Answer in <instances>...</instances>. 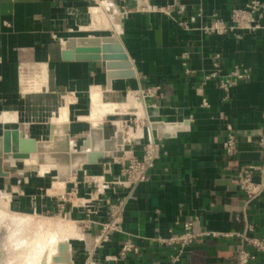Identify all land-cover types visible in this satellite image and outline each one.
I'll use <instances>...</instances> for the list:
<instances>
[{
	"label": "crops",
	"instance_id": "crops-1",
	"mask_svg": "<svg viewBox=\"0 0 264 264\" xmlns=\"http://www.w3.org/2000/svg\"><path fill=\"white\" fill-rule=\"evenodd\" d=\"M91 1L96 3V0H0V126L21 130V123L30 124L34 118L35 125L47 127L46 121L51 117L48 138L43 137L47 134L43 131L30 138L50 140L53 125L58 134L66 133L65 127H69L74 144H83L92 127L86 120L90 96L99 87L106 103L126 104L133 94L144 103L152 122L188 123L189 127L178 130L173 137H159L152 130L154 139H140L131 146L129 154L122 149L106 154L96 165L85 166L74 179H69L58 196L50 194L58 180L55 173L44 177L30 175L28 185L13 181L12 193L21 196H14L19 199L18 210L60 212V216L77 222L82 237L71 241V250L72 246L75 248L71 254L73 264H90L92 260L95 264H169L177 249L160 240L182 235L185 225L190 223L195 232L211 234L187 245L179 264H235L240 240L227 234L245 232L251 226V236L264 239V193L248 203L238 182L242 168L264 166V153L258 145L259 136L264 133V16L260 20L261 29L255 33L208 35L199 29L209 25L213 15L230 24L232 11L253 0H201L202 17L186 0H145L153 7H165L176 1L186 4L183 15L175 12L171 17L138 11L144 0H118L121 14L118 37L136 77L113 80L109 87L104 62L62 60L65 41L70 37L105 36L90 31L116 34L111 27L109 30L103 25V28L100 19L97 22L93 19L94 26H88L85 8ZM174 19L188 22L189 29L180 27ZM186 54L189 58L184 66ZM216 55L221 57L222 74L236 67L250 71V79L233 87L228 96L217 81L204 80L213 71ZM28 65L46 71L41 69L40 75L24 83L21 77ZM187 68L190 74L186 73ZM154 88H159L158 92L148 95V90ZM70 99L72 102L64 110L66 122L59 123L60 110ZM203 99L207 100V107ZM132 110L137 109L122 108L126 113ZM105 122L103 126L110 137L115 132L112 129L108 134ZM228 126L233 127L237 137V151L232 156L223 149ZM151 140L162 146L161 156L146 182L134 189L117 184L95 195L98 189L87 185L86 176L102 177L107 184L123 181L126 162L122 160L142 159ZM116 154L117 160L104 161ZM7 179H12V175L0 177V185ZM255 181H261L259 171H255ZM32 183L36 184L33 188ZM122 199L127 200L122 216L123 233L111 234L108 242L98 246L102 225L110 220L109 205ZM78 201L83 205L77 206ZM126 242L136 245L139 252L116 261L106 260L116 256ZM249 249L257 255L250 264H264V254Z\"/></svg>",
	"mask_w": 264,
	"mask_h": 264
},
{
	"label": "built area",
	"instance_id": "built-area-1",
	"mask_svg": "<svg viewBox=\"0 0 264 264\" xmlns=\"http://www.w3.org/2000/svg\"><path fill=\"white\" fill-rule=\"evenodd\" d=\"M191 3L198 10V17H202L203 8L201 5V0H186ZM143 2L142 9L138 11L142 12H159L167 16H172L175 12L179 15H183L186 11V4L176 1L172 5H167L165 7H153L147 3ZM264 16V1L263 0H253L247 4L244 8H235L232 11L231 23L227 24L213 15L212 21L209 25L200 27V31L208 35H226L234 34L238 32L243 33H255L261 29L260 20ZM192 22H195V18H191ZM180 27L184 29H189V24L186 21L174 19ZM189 56L186 54L184 56V66H187V60ZM221 57L216 55L213 59V71L205 76L204 80L217 81L219 88L228 96L230 90L237 86L239 83L250 79V71L246 68L236 67L227 74L221 73ZM186 73L190 74L191 71L187 68ZM159 88H154L148 90L147 94L154 96L158 92ZM205 107L208 106L206 99L202 101ZM126 130V128H125ZM229 133L227 134L226 141L223 144V149L228 156H232L237 151V137L233 133V127L228 126ZM258 145L264 153V133L259 136ZM161 145L156 141H149L145 146L144 156L142 159L136 157H129L126 160H122L123 163L126 162L122 173L124 176L123 181H114L108 183L104 188H110L117 184L126 185L129 189H134L138 184L146 182L148 180V173L151 169L155 167L157 160L161 156ZM255 171H259L261 174V181H255ZM94 184H97L96 177L91 178ZM238 182L241 190L245 193L247 197V202L250 203L256 200L258 197L264 193V166L263 167H247L242 168L239 171ZM98 189V184L95 186ZM104 190V189H103ZM126 199H122L116 203L109 205V217L110 220L102 225L101 234L98 237L97 245L101 246L102 243H106L110 239L111 234L123 233V221L122 216L126 206ZM253 228L250 226L245 232H234L229 233L226 236L231 238H237L240 240L238 245L236 262L235 264H250L252 261L256 260L257 255L254 254L249 248H252L256 252L264 254V239L251 236ZM211 233H197L193 229V224L185 225V232L177 237L171 238L169 240H160L161 243L166 244L177 249V255L171 257L169 264H179L182 259L183 249L191 244L194 240L202 235H210ZM216 235V234H213ZM139 249L131 242H126L121 247L119 253L116 256L107 257L106 260H119L125 258L127 255L134 253L137 254Z\"/></svg>",
	"mask_w": 264,
	"mask_h": 264
},
{
	"label": "water",
	"instance_id": "water-1",
	"mask_svg": "<svg viewBox=\"0 0 264 264\" xmlns=\"http://www.w3.org/2000/svg\"><path fill=\"white\" fill-rule=\"evenodd\" d=\"M64 62H104L107 70L109 87L113 80L132 79L136 71L126 49L119 38L109 36L70 37L65 41L62 51ZM189 124L152 122V130L159 137H173L181 129H188ZM90 151H73L74 141L70 135H55L50 140H37L26 137L20 129H4L0 134V177H9L4 170L6 157L16 161L36 158V163L28 165H54L57 179L67 182L85 166L96 165L106 154L115 153L124 144V134L116 129L114 135L107 137L104 126L91 127L88 135ZM54 263L73 264L68 244L59 246V254Z\"/></svg>",
	"mask_w": 264,
	"mask_h": 264
},
{
	"label": "bare ground",
	"instance_id": "bare-ground-1",
	"mask_svg": "<svg viewBox=\"0 0 264 264\" xmlns=\"http://www.w3.org/2000/svg\"><path fill=\"white\" fill-rule=\"evenodd\" d=\"M102 6L104 8H102V7H101L102 9L96 8V9H93L91 11L92 14H93V19L96 20L95 22L99 21L97 19H100L101 21L99 22V24L103 28L105 26L108 29L110 27L112 29H114L115 32H116L115 37L119 38L118 37L119 36L118 32H119L120 25L113 24V22L111 23V20L109 18L107 4L105 2H103ZM99 24H98V27H99ZM93 28H91V30ZM83 29H87V27H83ZM97 29H101V28H97ZM121 32L122 31H120V34H121ZM34 66L35 65H33V67ZM27 67H28L27 71L23 72L22 73L23 77H21V78H23L24 83L25 82L30 83V82H28L29 80H31L29 78L30 77L33 78L35 75L37 76L40 73L39 71L42 69L41 70V72H42L43 69H44V68H40V67H37V68L34 67L35 68L34 69L31 65H28ZM45 68H46V66H45ZM42 74L43 73H41V75ZM41 79H44V78H41ZM35 81H34V83H35ZM38 81H42V82L45 83V81H43V80H38ZM47 81H48V79H47ZM27 83L25 85H27ZM39 83H41V82H39ZM29 85H31V84H29ZM23 87H25V86H23ZM30 88H31V86H30ZM38 88H40V87H38ZM23 89H25V88H23ZM27 89H28V87H27ZM96 89H97L96 91L94 90V92L91 93V96H90L91 107L89 109L90 110V114L87 116V120L91 123L92 127H97V128L103 127L104 121L107 120V117L108 116H114V115H116V116L117 115H121L123 113L122 112V108H135V109L138 110L137 114L139 115V118L142 119L143 122L146 121L148 126H149V132H150L149 139H154V136H153V133H152V129L150 127L152 121L150 120V118L147 117V113H146V109H145L144 103L142 101H139L137 99L136 95L131 94L129 101H127L128 103H126V104H118V103H113V102L112 103H106V102L103 101V98H102V93H103V92H101L102 89L100 88V90H98L99 87L98 88L96 87ZM40 90H38V91H40ZM32 93H33V91H32ZM71 102H72L71 99L68 100L67 104L63 108H61V110H60V118L58 120L59 123L60 122L61 123H63V122L65 123L66 122V119L64 117V110L67 109L68 104H70ZM1 117H3V116H1ZM13 118H14V116H13ZM116 124L118 125V129L117 130H119L120 132H122L124 134V144L122 146H119V149H122L125 152H127V154H129L131 152V146L133 144L138 143L140 139H144L145 138L144 137L145 136L144 130L142 128L141 129L138 128L136 131L130 129V131L127 133L126 130L124 129V126L122 127V124H121L120 120L116 121ZM65 128H66V131H67L66 133L58 134L57 133L58 130H57L56 126L51 125V136H50L49 139H51V137H53L55 135H67V134H69V127H65ZM125 147H127V148H125ZM71 148H72L73 151L82 150L84 152H88V151H90V142H89V140H85L84 143L82 144V146L79 149H76L74 147V145L72 144ZM30 162L36 163L37 162L36 158L32 157L30 160H24V161H22L21 164L26 165V164H28ZM36 166H38L37 174H38V176H41V177L43 175H46V174L48 175V174H50L53 171L57 172V168L54 165H36ZM4 170L7 173H9V176H11L12 170H15L17 173H20V174L25 173L23 168L20 167L19 161H16L11 156L8 157L7 159H5ZM73 176H75V175H73ZM96 182L98 184V195H99L100 193H102V191H103L104 187L107 185V183L105 182V180L102 177H96ZM66 183L67 182L56 180L55 183H54L53 188H51V190H50V194L52 196L53 195L54 196L60 195L62 192H64V190H65L64 186L66 185ZM11 199H12V195L9 192H1L0 191V204L3 207H5V209H6V212L5 211L0 212V215H2L4 213V216H6L5 219H8V215H9V214L8 215L6 214L7 210H8V213L11 211V210H9L10 207H11ZM11 213L13 214V216L10 215L9 217L12 218V221H13L12 225L15 224V225H17V228H18V226H20V229L23 228L25 230V232H24L25 234L24 233L21 234L22 237L21 236L15 237L17 235V233H18L17 231H15V232H17V233H15L16 235L12 233V236L15 235L13 237L15 239L17 238L14 241L15 242L14 246H15V248H19L20 249V255L18 254L19 252L17 253V255H19V256H18L17 260L15 261L16 263H20V264H65V263H54V261H53L54 257H57L58 254H59V246L61 244H68L69 251L72 254L71 241L80 239L82 237L81 230H79L77 227H76V229L74 228L73 222L75 223V221H72L71 219H67V218L66 219L45 218L43 220H36V223L34 222V223L31 224V223L28 222L29 220L26 221V220H23V219H21L19 217L27 216V217H34L35 218V217H38L37 214H35V215L34 214H21V213H16V212H13V211H11ZM3 218L4 217H1V219H3ZM30 221H31V218H30ZM31 225H33V226H31ZM76 225L78 226L77 222H76ZM12 229H14V228H12ZM22 231H21V233H22ZM9 238L11 240L12 237H9ZM11 248H12V245H11ZM95 263L96 262L93 261V260L90 261V264H95ZM9 264H12V263H9ZM13 264H15V263L13 262Z\"/></svg>",
	"mask_w": 264,
	"mask_h": 264
},
{
	"label": "rangeland",
	"instance_id": "rangeland-1",
	"mask_svg": "<svg viewBox=\"0 0 264 264\" xmlns=\"http://www.w3.org/2000/svg\"><path fill=\"white\" fill-rule=\"evenodd\" d=\"M103 2H105L106 4H107V6H108V13H109V18H110V20H111V23L113 22V24H117V25H120V22H119V20H120V18H121V14H120V10L118 9L119 7H118V0H96V3H92V1H91V3H90V5H88V7H86L85 9H87L86 11H87V19H88V26L89 25H91L92 24V22H93V14H92V12H91V8L92 7H99L100 9H102V8H104L103 6H102V3ZM140 2H141V0H140ZM142 2H143V0H142ZM148 4H149V1L147 2ZM143 5V3L142 4H140V6H139V8L140 9H142V8H145V7H143L142 6ZM102 7V8H101ZM122 12H124V11H122ZM155 12V11H154ZM159 13V12H158ZM91 33H98V34H103V35H112V32H110V31H90ZM72 99V98H71ZM66 100V99H65ZM66 102V101H65ZM65 104V103H64ZM63 104V105H64ZM62 105V106H63ZM62 106H60V107H62ZM59 107V108H60ZM59 108L56 110V113L54 114V116L53 117H55L56 115H57V113H58V110H59ZM137 110H132V111H129V112H123L122 113V115H114V116H108L107 117V120H106V122H105V128H106V131H107V133L108 134H110V132L112 131V129L114 130V132L116 131V129H118V125L116 124V121H121V124H122V127L124 126V125H128L129 127H130V129L131 130H137L138 128L139 129H143L144 130V134H145V138L144 139H149V134H148V132H149V126H148V124H147V122L146 121H141V119L136 115L137 114ZM51 118V117H50ZM49 118V120L48 121H46L47 123H48V126L46 127V126H40V125H35V122H37V121H35V119L33 118V122H31L30 124L29 123H21L20 125H21V130L23 131V135L24 136H28V137H31L30 135H32V134H37V132L38 131H43V132H45V133H47V134H45V135H43V137L44 138H48V135H49V132H50V126H49V123H51V119ZM19 120V119H18ZM87 120V119H86ZM34 123V124H33ZM90 123V122H89ZM91 124V123H90ZM4 125H9L8 123L7 124H4ZM10 125H12V123L10 124ZM32 125H35V126H32ZM114 125V126H113ZM34 127V128H33ZM3 128L4 127H2V126H0V134H2V131H3ZM10 128H13V127H9V128H7V127H5V129H10ZM124 129H125V126H124ZM130 129H128V130H126V132L128 133L129 131H130ZM126 133V134H127ZM147 135V136H146ZM73 145H74V147L76 148V149H79L81 146H82V144H74V143H72ZM125 148H127V147H125ZM119 157V155H111V156H108L107 158H105V160L104 161H106V162H108V161H112V160H117L116 158H118ZM8 157H6V159H7ZM19 163H20V167L21 168H23V170L25 171V173H23V174H20V173H17L15 170H12V179H7V180H3L4 182H2L1 183V185H0V191L1 192H9L11 195H12V199H11V207H10V209L9 210H11V211H13V212H16V213H21V214H37V216L39 217H27V216H21V217H19V218H21V219H23V220H26V221H28L29 223H36V220H43V219H45V218H52V219H58V218H61V219H66L67 217H65L64 215H62V216H60L61 214H60V212H55V211H48V212H44V213H41V212H30V211H28V212H25V211H19L18 210V198H14V196H16V197H21V196H19V194H14V193H12V184H13V181H17L19 184H21L22 182H26V185H28V181L30 180V175H31V177H38V174H37V172H38V166H36V165H29L28 166V164H26V165H23V164H21L22 163V161H19ZM27 169V170H26ZM33 169V170H32ZM37 169V170H36ZM34 171V172H33ZM51 173H55V175L57 176V174H56V171H53V172H51ZM50 173V174H51ZM86 177H88V182H87V185H89V187L90 188H92L93 190L95 189V190H97L96 189V185L97 184H94V182H92V180H91V178L92 177H95V176H93V175H89V176H86ZM26 178V179H25ZM75 178V176H73L72 178H71V180L72 179H74ZM49 180H51V178H49ZM51 182H53V180L51 181ZM23 185V184H22ZM21 185V186H22ZM34 185H36L35 183L33 184L32 183V187L31 188H33V186ZM35 187V186H34ZM18 191H20V190H18ZM22 193V196H24V197H26L25 196V193H23V192H21ZM63 193V192H62ZM95 195H98V190H97V192L95 193ZM67 199L69 200L70 198H69V196H67ZM63 200H65V198H63ZM73 203H74V201H72ZM75 202H76V200H75ZM70 205H71V202H68ZM1 205V204H0ZM14 205H16V206H14ZM77 206L78 205H83V204H81L79 201L77 202V204H76ZM3 211H5L6 212V209H5V207H3L2 205L0 206V212H3ZM11 211L8 213V210H7V215H8V219H5L6 218V216H4V213L2 214V215H0V264H9V263H12L13 264V262L15 263V264H20V263H16L15 261L17 260V258H18V256L20 255V249L19 248H15V240L17 239H15L13 236H15L16 234L15 233H17V235L15 236V237H19V236H21V234H23L24 232H25V230L23 229V228H21L20 229V226H18V228H17V225H12L13 223V221H12V218H10L9 216L11 215V216H13V214L11 213ZM1 217H4L3 219H1ZM30 218H31V221H30ZM11 219V220H10ZM7 222H6V221ZM73 221V220H72ZM8 223V224H7ZM10 223V224H9ZM73 226H74V228L76 229V227L79 229V230H81L80 228H79V225L77 226L76 225V222L74 223L73 222ZM13 226V227H12ZM31 226H33V225H31ZM12 228H14V229H12ZM18 230H17V229ZM33 228V227H32ZM13 230V231H12ZM15 231H17V232H15ZM20 231V232H19ZM21 231H22V233H21ZM10 232V233H9ZM12 233L13 234H15V235H13L12 236ZM81 233H82V231H81ZM20 234V235H19ZM25 234V233H24ZM9 237H12L11 238V240H10V238ZM22 237V236H21ZM20 237V238H21ZM19 238V239H20ZM14 239V240H13ZM12 243V244H11ZM11 245H12V248H11ZM19 249V250H18ZM74 247L72 246V255H73V253H74ZM16 250V251H15ZM16 252V253H15ZM19 252V253H18ZM17 253L19 254V255H17ZM16 254V255H15ZM13 260V261H12ZM12 261V262H11Z\"/></svg>",
	"mask_w": 264,
	"mask_h": 264
}]
</instances>
